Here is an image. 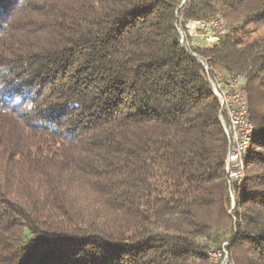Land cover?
<instances>
[{"label": "trees", "instance_id": "16d2710c", "mask_svg": "<svg viewBox=\"0 0 264 264\" xmlns=\"http://www.w3.org/2000/svg\"><path fill=\"white\" fill-rule=\"evenodd\" d=\"M182 2L0 0V264H264V0ZM237 73L241 189L210 82Z\"/></svg>", "mask_w": 264, "mask_h": 264}, {"label": "built area", "instance_id": "2783aa9c", "mask_svg": "<svg viewBox=\"0 0 264 264\" xmlns=\"http://www.w3.org/2000/svg\"><path fill=\"white\" fill-rule=\"evenodd\" d=\"M192 29H191V28ZM187 28L192 31L187 32ZM181 42L187 48V35L197 36L198 30L204 31V47L218 45L219 37L227 32L224 20L215 18L209 22L189 21ZM207 73L209 69L205 66ZM211 86L220 105V120L227 138V151L224 161L228 184H239L244 177V158L251 147L255 128L249 119V109L245 93L246 78L243 74L223 76L216 74L210 78ZM232 196V194H231ZM210 264H232L226 252H209Z\"/></svg>", "mask_w": 264, "mask_h": 264}, {"label": "rangeland", "instance_id": "374dc122", "mask_svg": "<svg viewBox=\"0 0 264 264\" xmlns=\"http://www.w3.org/2000/svg\"><path fill=\"white\" fill-rule=\"evenodd\" d=\"M222 19L224 20L225 29H227L228 28L227 21L224 18H222ZM187 26H188V23L186 24V28H187ZM240 27L243 30H242V32L238 31V36L241 37L244 41H252V40H255L257 38H264V21L249 23V24H246V25H243ZM190 31H192V30L190 28H187V32H190ZM203 33H204V31H202V30H198L197 36H195V35L191 36L188 33L187 43L192 45L194 48L203 46V44L205 43L204 42V36L202 35ZM193 47H191V48H193ZM246 174H247V172L244 169V177L246 176ZM244 177H243V180H244ZM243 180L238 184L240 186V189L243 186V183H244Z\"/></svg>", "mask_w": 264, "mask_h": 264}, {"label": "water", "instance_id": "95a60500", "mask_svg": "<svg viewBox=\"0 0 264 264\" xmlns=\"http://www.w3.org/2000/svg\"><path fill=\"white\" fill-rule=\"evenodd\" d=\"M185 2H186V0H183L182 5L185 4ZM179 30H180V33L182 34L181 29H179Z\"/></svg>", "mask_w": 264, "mask_h": 264}, {"label": "bare ground", "instance_id": "6f19581e", "mask_svg": "<svg viewBox=\"0 0 264 264\" xmlns=\"http://www.w3.org/2000/svg\"><path fill=\"white\" fill-rule=\"evenodd\" d=\"M191 28V27H190ZM192 29V28H191Z\"/></svg>", "mask_w": 264, "mask_h": 264}]
</instances>
